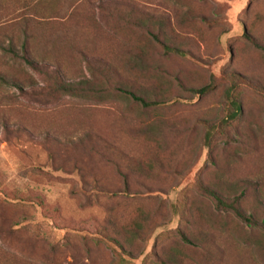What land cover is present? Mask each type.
<instances>
[{
	"label": "rangeland",
	"instance_id": "1",
	"mask_svg": "<svg viewBox=\"0 0 264 264\" xmlns=\"http://www.w3.org/2000/svg\"><path fill=\"white\" fill-rule=\"evenodd\" d=\"M0 76V264H264V0H0Z\"/></svg>",
	"mask_w": 264,
	"mask_h": 264
},
{
	"label": "trees",
	"instance_id": "2",
	"mask_svg": "<svg viewBox=\"0 0 264 264\" xmlns=\"http://www.w3.org/2000/svg\"><path fill=\"white\" fill-rule=\"evenodd\" d=\"M8 52L13 53V51L8 50ZM13 55L15 56V53H13ZM18 56V55H17ZM20 58L25 62V64H27L28 66H33V62L26 58L24 55H21ZM0 82L2 83H8L9 81H7L6 79H4V77L0 76ZM9 84H11L12 86H17L16 83L14 82H10ZM212 88L211 83H208L206 85H203L197 89L194 90L195 94L197 95H202L204 93H206L207 91H209ZM54 90L57 92H61V93H65V94H74V92H76L77 89L74 88L73 85L69 84V83H64L62 81H57L54 84ZM127 95H129L131 97L132 100L134 101H138L142 106H147L149 105L148 101H144L141 97L136 96L130 92L126 93ZM228 94V92H227ZM230 104L233 107L234 113L239 111V105L236 101L234 100H230ZM204 193L209 196L211 199H213L217 204H219L222 207H226L231 209L234 214L241 220L243 221L246 225L248 226H262L260 224H258L255 220L252 219L251 216H245L243 215L240 211H238V209H236L235 207V203L233 204H228L225 203L220 196L213 190H209V189H204ZM182 236V239L187 241L185 237Z\"/></svg>",
	"mask_w": 264,
	"mask_h": 264
}]
</instances>
